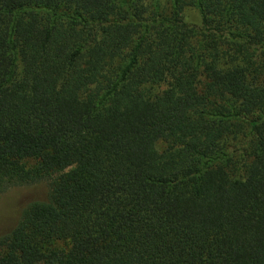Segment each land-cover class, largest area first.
I'll return each mask as SVG.
<instances>
[{"label": "trees", "instance_id": "1", "mask_svg": "<svg viewBox=\"0 0 264 264\" xmlns=\"http://www.w3.org/2000/svg\"><path fill=\"white\" fill-rule=\"evenodd\" d=\"M34 182L0 264H264V0H0V194Z\"/></svg>", "mask_w": 264, "mask_h": 264}, {"label": "rangeland", "instance_id": "2", "mask_svg": "<svg viewBox=\"0 0 264 264\" xmlns=\"http://www.w3.org/2000/svg\"><path fill=\"white\" fill-rule=\"evenodd\" d=\"M184 17L190 23H200L199 13L194 7H186ZM159 146L162 147L161 144ZM47 190L45 182H34L13 186L0 194V236L9 232L17 223L26 205L45 199Z\"/></svg>", "mask_w": 264, "mask_h": 264}]
</instances>
